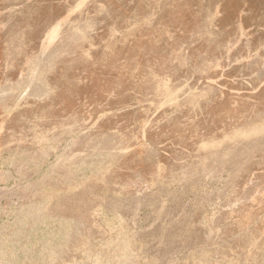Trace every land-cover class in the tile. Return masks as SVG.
<instances>
[{"label":"rangeland","instance_id":"rangeland-1","mask_svg":"<svg viewBox=\"0 0 264 264\" xmlns=\"http://www.w3.org/2000/svg\"><path fill=\"white\" fill-rule=\"evenodd\" d=\"M160 14L179 35L156 60L101 65L112 25ZM128 242L264 264V0H0V264H122Z\"/></svg>","mask_w":264,"mask_h":264},{"label":"bare ground","instance_id":"bare-ground-1","mask_svg":"<svg viewBox=\"0 0 264 264\" xmlns=\"http://www.w3.org/2000/svg\"><path fill=\"white\" fill-rule=\"evenodd\" d=\"M155 0H146V2L148 4H151L153 3ZM175 2V0H173ZM130 2V1H129ZM161 2V1H160ZM179 2V0H178ZM180 4H181V0H180ZM185 4V2H184ZM164 5V4H163ZM137 6V5H136ZM149 6V5H148ZM152 6V5H151ZM168 7H172L170 9H168L169 12H172V11H175L177 10L176 9V4L174 6V4L170 3L169 5H167ZM167 6H164V11L166 10V7ZM101 10H103V8L101 7L100 8ZM133 9V8H132ZM136 11H135V10ZM133 10L135 12H137L140 7H136L134 8ZM156 9V8H155ZM183 9V8H182ZM181 10V9H180ZM209 11H211L212 13L208 12L207 16L210 18V20H214L215 17H216V13L215 11H213L211 8H208ZM140 11V10H139ZM167 11V10H166ZM141 12V11H140ZM175 13V12H174ZM147 15H143L140 19L138 18V21L133 23L132 27H131V30H127V32L131 33V35L127 36V37H124V39L122 38V40H119V38L116 37V32H118L117 30V26L119 23H115L114 25H112V34H111V37H108L107 41V46L105 48V55L104 57L101 59V65H107L111 68H114V67H117L116 65L119 64V62L123 61L124 65L125 66H136V64L138 63V58H139V55H142V54H145L147 53L149 58L150 59H154L156 60V58L158 57L157 56V52L158 54L161 52V49H164L166 47V49L168 48V46L170 45L171 46V41H176L177 39V35H179V33L173 35L170 33L169 31V28H167V26L163 23L164 22V17L162 14H160V17L154 19L152 17H146ZM168 16V15H167ZM127 17V16H125ZM137 17V16H136ZM171 20L170 17H168ZM137 19V18H136ZM135 19V20H136ZM134 20V21H135ZM87 24V23H86ZM85 24V26H86ZM88 25V24H87ZM143 25H155V28H156V31L153 32L150 36L148 37H141V36H138V33H141L140 29ZM148 26V27H149ZM176 27H178V29H181L183 30L184 33H182L183 35L182 36H185L187 34V31L185 30V28L183 27V22H181V20L179 22L176 23L175 25ZM174 26V27H175ZM87 27V26H86ZM85 27V28H86ZM127 28V27H125ZM111 30V29H110ZM174 30V29H173ZM175 31H177V29H175ZM198 32V31H197ZM88 34V32H86ZM191 32L188 33V35H190ZM211 34H214V32L210 31L207 32V31H203L201 33V35L203 36V38L205 37V41H210L212 40V38L210 37ZM127 35V33H126ZM174 38V36L176 38H174V40L170 39V38ZM201 37V36H199ZM179 38V37H178ZM183 38V37H182ZM170 43V44H169ZM177 43V42H176ZM179 46V42L177 43ZM176 45V44H175ZM174 47V45H173ZM176 47V46H175ZM174 47V48H175ZM170 50V49H169ZM140 59V58H139ZM185 59H182L181 61H184ZM33 66L31 69V73L29 72V74L26 76L28 77V79L30 80L29 82L32 83L34 82L35 80L37 79H40V76L37 75V71L41 70V64L39 62H36V61H33L32 63ZM138 67V66H137ZM135 69V68H134ZM133 69V70H134ZM137 69V68H136ZM131 70V69H130ZM121 72V71H120ZM131 73V72H129ZM133 73H135L133 71ZM130 75V74H129ZM133 75H130V77L132 78ZM157 77V76H156ZM109 78V77H108ZM119 82V81H118ZM112 84V83H111ZM207 163V162H206ZM108 170V169H107ZM104 177V176H103ZM90 187V185H89ZM56 197V196H55ZM61 198L62 196H57V201H56V206L57 208H59L60 210L63 209L64 207H62V203H61ZM51 199L50 197H47L45 200H41L39 202L38 205H40L41 209H42V212L43 213H48L50 210L49 207L50 204H51ZM39 201V200H38ZM53 206V205H52ZM39 207V206H38ZM37 208V207H36ZM39 209V208H38ZM55 209V207L53 208ZM58 209V210H59ZM39 211V210H38ZM55 211V210H53ZM52 212V211H50ZM42 213H40L39 215H41ZM63 221V220H62ZM67 223V222H65ZM64 223V224H65ZM176 225V224H175ZM66 226V224H65ZM70 226V225H69ZM245 226V225H244ZM65 228V227H64ZM125 229V228H124ZM246 229V228H245ZM68 230V229H67ZM66 231V230H65ZM123 231V230H122ZM190 231V230H189ZM164 232V231H163ZM244 232V231H243ZM249 232V231H248ZM67 233V232H66ZM120 233V232H119ZM119 233L116 235V236H113L112 238L107 237L106 240L103 241V244H112L114 242H117L119 241L118 239V235ZM125 232L123 231L122 235L124 234ZM129 233V232H128ZM69 234V233H68ZM127 234V232L125 233ZM249 234V233H248ZM65 235V234H64ZM193 235V234H192ZM67 236V235H66ZM120 236V235H119ZM120 236V237H121ZM126 236V235H124ZM123 236V237H124ZM247 236V235H246ZM119 237V238H120ZM128 237V236H127ZM126 237V238H127ZM130 237V236H129ZM162 237V236H161ZM164 237V236H163ZM134 238V237H133ZM124 240L122 237L120 238V240ZM128 240V239H127ZM126 240V241H127ZM162 240V239H161ZM125 241V240H124ZM138 241V240H137ZM122 242V241H121ZM131 242V241H130ZM135 243V241H133ZM143 242V241H142ZM166 242V241H165ZM187 242V241H186ZM125 243V242H124ZM132 243V244H134ZM249 243V242H248ZM253 243V242H252ZM123 244V243H122ZM126 244H129L126 243ZM131 243L129 245L126 246V248H122L121 250V254H120V257H123L124 258V263L122 264H137V262L134 260H132V256L135 257L136 254V251H134L133 249L135 248H132L133 245ZM140 244V243H139ZM249 249V248H248ZM94 250V249H93ZM91 251V250H90ZM139 251V250H138ZM92 252V251H91ZM206 252V251H205ZM101 253V252H100ZM98 252H93V253H89L87 252L86 257L87 258H97V260L99 259V256L98 254H100ZM250 253V252H249ZM86 258V259H87ZM101 258V257H100ZM122 259V258H121ZM93 260V259H91ZM83 261V260H82ZM122 262V260H120ZM95 262V261H94ZM98 262V261H96ZM78 264V262H77ZM97 264V263H95ZM100 264V263H99ZM103 264V263H102ZM114 264V263H113Z\"/></svg>","mask_w":264,"mask_h":264}]
</instances>
